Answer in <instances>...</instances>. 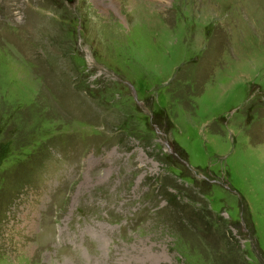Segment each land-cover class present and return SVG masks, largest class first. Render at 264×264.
<instances>
[{
	"label": "rangeland",
	"instance_id": "1",
	"mask_svg": "<svg viewBox=\"0 0 264 264\" xmlns=\"http://www.w3.org/2000/svg\"><path fill=\"white\" fill-rule=\"evenodd\" d=\"M0 264H264V0H0Z\"/></svg>",
	"mask_w": 264,
	"mask_h": 264
},
{
	"label": "water",
	"instance_id": "2",
	"mask_svg": "<svg viewBox=\"0 0 264 264\" xmlns=\"http://www.w3.org/2000/svg\"><path fill=\"white\" fill-rule=\"evenodd\" d=\"M68 2H72L73 0H67Z\"/></svg>",
	"mask_w": 264,
	"mask_h": 264
}]
</instances>
